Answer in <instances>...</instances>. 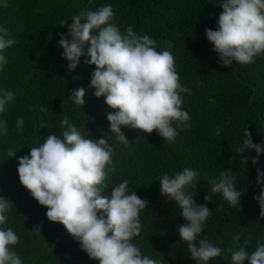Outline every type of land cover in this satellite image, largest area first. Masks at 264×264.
Returning a JSON list of instances; mask_svg holds the SVG:
<instances>
[{
    "label": "trees",
    "instance_id": "obj_1",
    "mask_svg": "<svg viewBox=\"0 0 264 264\" xmlns=\"http://www.w3.org/2000/svg\"><path fill=\"white\" fill-rule=\"evenodd\" d=\"M224 0H0V26L7 27L19 41L5 50L8 60L0 71V92L15 93V101L0 113L8 134L0 135V196L13 207L6 214L19 241L13 250L23 264H99L81 250L79 243L63 225L50 222L47 209L40 206L21 185L18 160L28 156L32 147L43 143L49 134L62 136L60 122L66 115L84 138L104 137L113 149L112 164L106 167L108 186L130 179L129 192L149 202L141 211V234L134 238L142 255L166 264H196L186 243L177 231L185 223L180 208L163 199L158 177L191 168L198 172L196 203L213 210L198 236L206 237L221 249V255L209 264H231L230 247H236L233 236L250 253L258 240L264 241V218L254 197L264 185L257 186V167L264 171V154L258 165L244 157L254 152L237 153L246 128L253 143L264 144V54L252 64L226 68L218 63V54L206 39L205 29H218V18ZM7 3V7L3 5ZM111 6L110 23L123 33L131 26L138 35H148L156 42L157 51H170L175 59L180 84L191 90L184 93L182 109L190 115L189 127L179 131L175 142L164 141L156 131L151 134L122 127L128 144L110 133L107 114L115 112L97 98L90 88L95 66L85 64L82 56L74 71L62 59L58 48L59 33L67 34L61 21L81 10L95 11ZM70 38V37H69ZM87 46H85V51ZM79 88L85 89L84 105H75L69 97ZM46 111H40V107ZM23 117V132L16 120ZM18 151L7 156V149ZM238 173L237 189L244 191L240 209L230 206L220 194L212 193L207 183L221 171ZM111 197V188L101 193ZM40 225L41 235L31 231ZM250 244L244 245V241ZM247 264V261L245 262Z\"/></svg>",
    "mask_w": 264,
    "mask_h": 264
},
{
    "label": "clouds",
    "instance_id": "obj_2",
    "mask_svg": "<svg viewBox=\"0 0 264 264\" xmlns=\"http://www.w3.org/2000/svg\"><path fill=\"white\" fill-rule=\"evenodd\" d=\"M7 7V3L3 5ZM218 29H205L206 39L218 54V63L230 68L238 64H252L255 57L264 54V0H224L220 4ZM111 6H101L95 11L81 10L71 17V23L61 21L67 34L59 33L58 48L68 70L74 71L82 56L85 64L95 66L91 73L90 88L97 98L104 97L105 104L114 113L107 114L110 133L118 142L130 143L122 127L151 134L156 131L164 141L175 142L179 131L189 127L190 115L182 109V94L191 90L180 84L175 59L170 51H157L156 42L148 35H138L131 26L122 33L110 23ZM70 37V38H69ZM19 41L5 26H0V71L8 60L5 50ZM85 46L87 50L85 51ZM85 89L76 90L69 100L84 105ZM15 93L0 92V113L15 101ZM40 111H46L40 107ZM18 132H23L24 119L18 117ZM62 136L49 134L43 143L32 147L28 156L18 160V177L21 185L38 204L47 209L50 222L64 226L90 259L99 264H166L159 259L142 255L133 243L141 234V211L149 209V202L136 191L129 192L130 179L115 186H108L106 167L112 164L113 149L104 137L99 140L84 138L74 123L64 116L60 122ZM6 121H0V135H7ZM243 143L237 153L254 152L255 157H244L256 166L264 154V144L253 143L246 128ZM18 151L7 149L13 158ZM198 172L191 168L167 173L158 177L163 199L173 201L180 208L185 221L177 228L180 241L186 243L188 253L196 264H209L221 255V249L206 237L203 231L213 210L196 203ZM238 173L221 171L207 183L212 193H217L233 208L240 209L244 191L237 189ZM257 186L264 185V171L257 167ZM111 188V197L101 193ZM264 218V187L254 197ZM13 207L0 196V226L7 223V213ZM40 225L31 233L41 235ZM19 241L12 227L0 228V264H23L11 246ZM236 247H230L231 264H264V241L258 240L249 253L240 244V236H233ZM250 244L245 240L244 245Z\"/></svg>",
    "mask_w": 264,
    "mask_h": 264
}]
</instances>
